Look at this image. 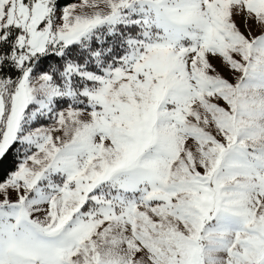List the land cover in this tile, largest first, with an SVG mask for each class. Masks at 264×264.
I'll use <instances>...</instances> for the list:
<instances>
[{
	"label": "snow or ice",
	"instance_id": "snow-or-ice-1",
	"mask_svg": "<svg viewBox=\"0 0 264 264\" xmlns=\"http://www.w3.org/2000/svg\"><path fill=\"white\" fill-rule=\"evenodd\" d=\"M0 264H264V0H0Z\"/></svg>",
	"mask_w": 264,
	"mask_h": 264
}]
</instances>
